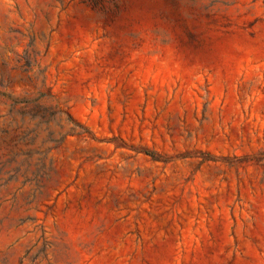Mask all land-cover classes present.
I'll list each match as a JSON object with an SVG mask.
<instances>
[{"label":"rangeland","instance_id":"rangeland-1","mask_svg":"<svg viewBox=\"0 0 264 264\" xmlns=\"http://www.w3.org/2000/svg\"><path fill=\"white\" fill-rule=\"evenodd\" d=\"M0 264H264V0H0Z\"/></svg>","mask_w":264,"mask_h":264}]
</instances>
